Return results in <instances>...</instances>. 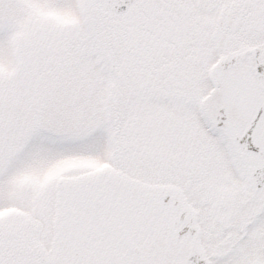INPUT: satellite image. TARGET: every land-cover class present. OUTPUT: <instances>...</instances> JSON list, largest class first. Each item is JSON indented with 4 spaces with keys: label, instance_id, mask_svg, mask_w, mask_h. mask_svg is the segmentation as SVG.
Here are the masks:
<instances>
[{
    "label": "snow or ice",
    "instance_id": "snow-or-ice-1",
    "mask_svg": "<svg viewBox=\"0 0 264 264\" xmlns=\"http://www.w3.org/2000/svg\"><path fill=\"white\" fill-rule=\"evenodd\" d=\"M0 264H264V0H0Z\"/></svg>",
    "mask_w": 264,
    "mask_h": 264
}]
</instances>
